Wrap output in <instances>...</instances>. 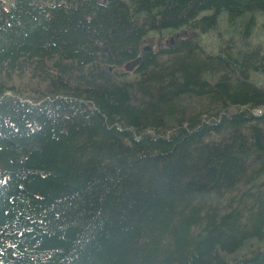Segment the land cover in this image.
<instances>
[{
  "label": "trees",
  "instance_id": "obj_1",
  "mask_svg": "<svg viewBox=\"0 0 264 264\" xmlns=\"http://www.w3.org/2000/svg\"><path fill=\"white\" fill-rule=\"evenodd\" d=\"M263 15L0 0V264H264Z\"/></svg>",
  "mask_w": 264,
  "mask_h": 264
},
{
  "label": "rangeland",
  "instance_id": "obj_2",
  "mask_svg": "<svg viewBox=\"0 0 264 264\" xmlns=\"http://www.w3.org/2000/svg\"><path fill=\"white\" fill-rule=\"evenodd\" d=\"M260 22H264V15L261 16ZM258 37H259L260 40H263V42H264V36H263V34L258 33ZM136 66H137V65H136ZM134 68H135V67H134ZM134 68H133V69H134ZM133 69H132V70H133ZM132 70H123V71H126L127 73H131Z\"/></svg>",
  "mask_w": 264,
  "mask_h": 264
},
{
  "label": "bare ground",
  "instance_id": "obj_3",
  "mask_svg": "<svg viewBox=\"0 0 264 264\" xmlns=\"http://www.w3.org/2000/svg\"><path fill=\"white\" fill-rule=\"evenodd\" d=\"M262 24V23H261ZM164 39V38H163ZM203 51V50H202ZM252 85V84H251Z\"/></svg>",
  "mask_w": 264,
  "mask_h": 264
},
{
  "label": "water",
  "instance_id": "obj_4",
  "mask_svg": "<svg viewBox=\"0 0 264 264\" xmlns=\"http://www.w3.org/2000/svg\"><path fill=\"white\" fill-rule=\"evenodd\" d=\"M138 61H139V59H138ZM128 68V67H127Z\"/></svg>",
  "mask_w": 264,
  "mask_h": 264
}]
</instances>
